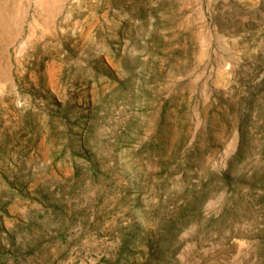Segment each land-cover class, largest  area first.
<instances>
[{
    "label": "rangeland",
    "instance_id": "1",
    "mask_svg": "<svg viewBox=\"0 0 264 264\" xmlns=\"http://www.w3.org/2000/svg\"><path fill=\"white\" fill-rule=\"evenodd\" d=\"M63 2L0 41V264H264V0Z\"/></svg>",
    "mask_w": 264,
    "mask_h": 264
},
{
    "label": "bare ground",
    "instance_id": "2",
    "mask_svg": "<svg viewBox=\"0 0 264 264\" xmlns=\"http://www.w3.org/2000/svg\"><path fill=\"white\" fill-rule=\"evenodd\" d=\"M21 2L22 0H0V41L6 44L15 32H18L23 10ZM33 2L50 18L60 10L63 0H33Z\"/></svg>",
    "mask_w": 264,
    "mask_h": 264
}]
</instances>
